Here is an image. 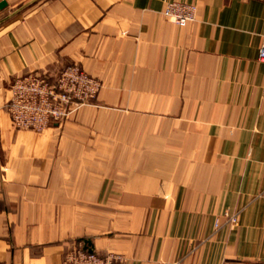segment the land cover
Here are the masks:
<instances>
[{
    "label": "crops",
    "instance_id": "crops-1",
    "mask_svg": "<svg viewBox=\"0 0 264 264\" xmlns=\"http://www.w3.org/2000/svg\"><path fill=\"white\" fill-rule=\"evenodd\" d=\"M4 1L0 264H63L77 240L121 264H264V0H176L197 6L182 26L172 0ZM73 63L95 98L16 129L12 79Z\"/></svg>",
    "mask_w": 264,
    "mask_h": 264
},
{
    "label": "built area",
    "instance_id": "built-area-1",
    "mask_svg": "<svg viewBox=\"0 0 264 264\" xmlns=\"http://www.w3.org/2000/svg\"><path fill=\"white\" fill-rule=\"evenodd\" d=\"M197 6L192 2L167 1L162 13L177 25L196 18ZM257 59L264 62V39L258 48ZM101 81L78 64H67L53 73L30 71L10 82V98L6 104L16 129L42 131L53 122L66 119L73 107L95 98ZM222 223L234 224L236 213H224ZM123 258L114 252L100 253L90 249L82 240L74 241L63 254V264H121Z\"/></svg>",
    "mask_w": 264,
    "mask_h": 264
},
{
    "label": "water",
    "instance_id": "water-1",
    "mask_svg": "<svg viewBox=\"0 0 264 264\" xmlns=\"http://www.w3.org/2000/svg\"><path fill=\"white\" fill-rule=\"evenodd\" d=\"M6 4V2L4 1V0H2L1 2H0V6L2 7V6H4Z\"/></svg>",
    "mask_w": 264,
    "mask_h": 264
}]
</instances>
